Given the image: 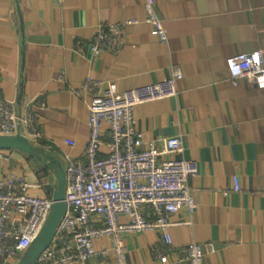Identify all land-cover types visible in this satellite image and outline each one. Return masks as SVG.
Listing matches in <instances>:
<instances>
[{"label":"crops","instance_id":"obj_1","mask_svg":"<svg viewBox=\"0 0 264 264\" xmlns=\"http://www.w3.org/2000/svg\"><path fill=\"white\" fill-rule=\"evenodd\" d=\"M146 1L163 20L166 43L145 21ZM126 20L135 23L125 26L120 47L93 56L88 43L97 25ZM255 50L264 58V0H0V93L18 113L28 106L35 114L40 138L27 139L46 155L41 163L0 149V177H23L30 194L47 196L54 168L43 163L65 170L89 139L91 93L80 89L82 80L114 81L122 91L159 82L177 68V94L138 104L133 116L145 141L181 137L182 153L165 158L197 162L189 180L197 207L191 216L170 215L172 248L161 258L156 230L124 234L127 262L189 264L177 250L194 241L203 246L204 264H264V88L246 77L233 84L227 71L229 56ZM109 244L107 237L94 242ZM76 264L115 263L109 256Z\"/></svg>","mask_w":264,"mask_h":264},{"label":"built area","instance_id":"obj_2","mask_svg":"<svg viewBox=\"0 0 264 264\" xmlns=\"http://www.w3.org/2000/svg\"><path fill=\"white\" fill-rule=\"evenodd\" d=\"M64 1L55 0L56 4ZM143 7L151 33L160 43H166L163 20L152 2L146 1ZM132 23L135 20L98 24L88 43L91 54L98 56L104 50H117L125 26ZM77 45L84 46L82 42ZM227 71L233 84L246 77L258 88H264L261 50L229 56ZM181 78V71L172 68L169 76L159 82L122 91L114 81L103 82L92 76L81 81L80 89L91 93L89 139L83 155L67 161L65 210L35 264H76L109 256L115 264H128L123 238L129 232L156 230L161 242L155 252L160 258L172 248L170 215L185 210L191 216L197 207L189 184L197 173V162L182 156L165 158L182 153L181 137L145 141L133 108L175 96L176 82ZM22 129L26 138H40L37 118L28 106L18 113L14 103L0 93V135H16ZM102 146L106 152L101 151ZM232 182L233 191H240L237 176H232ZM31 187L25 178L13 173L0 177V264L19 259L50 214L52 198L30 194ZM260 193L264 195V184ZM103 237L109 238V246L95 248V240ZM213 250L210 245L209 251ZM177 254L189 264H204L205 252L200 243L190 242L179 248Z\"/></svg>","mask_w":264,"mask_h":264},{"label":"water","instance_id":"obj_3","mask_svg":"<svg viewBox=\"0 0 264 264\" xmlns=\"http://www.w3.org/2000/svg\"><path fill=\"white\" fill-rule=\"evenodd\" d=\"M0 149H18L29 156L33 157L37 162L42 163V158L45 155L44 150L31 143L25 136L16 134L12 136L0 135ZM52 171L54 177L53 184H45L44 188L48 195L52 198L53 203L51 206L50 214L44 224L42 230L36 239L28 246V248L20 256L17 264H35L41 252L50 242L54 230L65 210L64 203V188H65V170L59 162L50 161L43 163Z\"/></svg>","mask_w":264,"mask_h":264}]
</instances>
